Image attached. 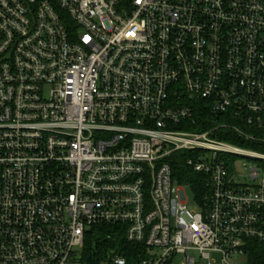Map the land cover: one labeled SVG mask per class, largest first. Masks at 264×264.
<instances>
[{"label": "built area", "instance_id": "obj_1", "mask_svg": "<svg viewBox=\"0 0 264 264\" xmlns=\"http://www.w3.org/2000/svg\"><path fill=\"white\" fill-rule=\"evenodd\" d=\"M103 227L136 264L264 249V0H0V264Z\"/></svg>", "mask_w": 264, "mask_h": 264}, {"label": "trees", "instance_id": "obj_2", "mask_svg": "<svg viewBox=\"0 0 264 264\" xmlns=\"http://www.w3.org/2000/svg\"><path fill=\"white\" fill-rule=\"evenodd\" d=\"M208 126L210 125L205 126V128H208ZM199 129L198 127L195 130L198 131ZM174 170L178 175L189 176L188 180L180 179L178 181L179 184L191 186L193 190H195V186L197 188L200 187L201 182L192 172L182 166V164H177ZM109 249H114L117 254L126 258L128 264H136L138 262L140 248L134 245H127L124 242V237L120 230L110 227L93 228L91 230V234L85 243L83 262L86 264H98L101 258L104 257L105 252ZM247 264H264V249L261 245L253 244V248L248 255Z\"/></svg>", "mask_w": 264, "mask_h": 264}, {"label": "rangeland", "instance_id": "obj_3", "mask_svg": "<svg viewBox=\"0 0 264 264\" xmlns=\"http://www.w3.org/2000/svg\"><path fill=\"white\" fill-rule=\"evenodd\" d=\"M237 182L239 184L247 183V181H245L244 178H242V177L240 179H238ZM175 188H182L185 190L186 205L189 209H192V210L198 209V207L194 204V199H195L194 198V192L192 191V189L190 187H188L187 185L175 183ZM79 253H81V249H79ZM192 256H194L196 264H205V262L200 259V257L198 256L197 253H192ZM183 263H184V258L181 256H177L172 260L171 264H183Z\"/></svg>", "mask_w": 264, "mask_h": 264}]
</instances>
